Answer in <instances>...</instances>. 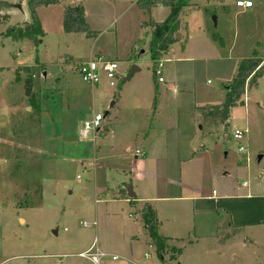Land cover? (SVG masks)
Masks as SVG:
<instances>
[{
    "label": "rangeland",
    "instance_id": "rangeland-1",
    "mask_svg": "<svg viewBox=\"0 0 264 264\" xmlns=\"http://www.w3.org/2000/svg\"><path fill=\"white\" fill-rule=\"evenodd\" d=\"M0 1L10 3L3 9L8 20L0 22V264H264V224L229 228L221 216L218 232L203 234L192 227L198 221L186 202L158 200L154 203L163 213L189 226L174 235L178 239L167 240L159 256L144 229L141 204L113 198L124 180L133 193L135 187L146 192L149 183L158 187L153 195L177 196L178 190L162 187V179L143 177L163 174L164 159L175 171L174 162L191 150L201 155L204 192L212 189L206 173L212 165L229 172L215 177L219 191L226 180L224 187L238 198L248 190L264 194V75L246 86L226 124L198 121L185 110L220 104L243 58L257 54L264 64V0H251L247 9L236 7V0H188L178 15L186 29H179L156 61L148 23L167 17L169 9L160 4L151 12L139 6L140 0H59L39 6L44 34L34 44L27 37L2 35L10 25L30 22L26 0ZM77 4L91 35L63 29L64 6ZM97 58L117 62L115 86L102 74L94 85L82 79L77 64ZM158 62L163 82L154 76ZM31 66L38 110L23 92L26 73L16 74L17 68ZM93 113L103 116L100 132L82 136ZM234 130L244 131L242 139L233 138ZM146 136L151 153L136 154ZM35 153L41 196L24 207L21 200L30 203L37 195L25 182L29 169L22 161ZM234 202L236 212L252 220L264 217V200ZM164 226L173 236V223ZM96 250L104 255L92 261Z\"/></svg>",
    "mask_w": 264,
    "mask_h": 264
},
{
    "label": "trees",
    "instance_id": "trees-1",
    "mask_svg": "<svg viewBox=\"0 0 264 264\" xmlns=\"http://www.w3.org/2000/svg\"><path fill=\"white\" fill-rule=\"evenodd\" d=\"M59 0H26L28 12L31 17L30 22L16 23L8 26L2 35L8 36L12 39H21L24 37L30 38L34 44H37L38 38L44 34L40 22L36 15V8L43 5L56 4ZM160 4L169 9L167 17L163 21L150 20L148 25L150 29V51L153 61L158 60L163 53L168 51L170 44L176 40L175 34L179 29H186V24H180L178 15L181 7L188 5V0H140L139 6L148 12H151L153 6ZM10 6L7 1H0V12ZM62 26L65 32H84L88 35L92 34V30L85 20L84 9L81 5H65L62 12ZM9 15L7 13H0V22L7 21ZM141 25H146L142 22ZM160 56V57H159ZM23 70L26 73V77L23 81V92L28 97V101L31 105L37 104L34 101V93L32 92V86L35 79V68L23 67L17 68L16 74ZM264 75V64L262 58L259 55L254 54L249 58H243L239 61L237 70L230 83L224 86V99L220 104L203 106L199 108V112L205 122L212 125L219 123L226 124L229 118V111L232 107L241 102V97L245 92V87H251L256 85L258 78ZM154 108V105L152 106ZM100 132V131H99ZM35 155V156H34ZM33 159L26 162L28 171L26 172L27 179L25 182H29L34 186V193L37 195L34 199L31 198L30 203H26L23 200L19 202L21 206H33L37 204L41 196V184H40V169H39V155L35 153ZM35 159V161H34ZM27 187V186H26ZM114 198H127L126 190L123 188H117L113 193ZM129 204H132V199L128 200ZM140 215L145 227V231L149 237V241L154 246L155 251L159 256H162L167 248L166 238L158 234V224L155 217V212L149 203H144L140 209Z\"/></svg>",
    "mask_w": 264,
    "mask_h": 264
},
{
    "label": "crops",
    "instance_id": "crops-1",
    "mask_svg": "<svg viewBox=\"0 0 264 264\" xmlns=\"http://www.w3.org/2000/svg\"><path fill=\"white\" fill-rule=\"evenodd\" d=\"M251 8V7H250ZM1 14L5 13L4 10H1ZM154 21V20H153ZM185 59V58H181ZM188 59V58H187ZM179 60V59H178ZM162 77V76H161ZM163 82V81H162ZM172 91V90H171ZM112 105V102L110 103ZM203 106H209V105H190V107H187L185 110L188 111L189 113H192L195 115V118L199 120H203V117L201 116L199 112V108ZM108 113V112H107ZM150 130H154L153 126L149 124ZM100 129L97 131L99 132ZM149 136L145 137L146 139V144L144 145V149H138L140 152L142 151L143 155H148V153H151V149L149 146ZM200 147L199 148H204V144H201L199 142ZM166 146V145H165ZM179 148V145H177ZM159 147L162 148L164 147V143L159 142ZM149 149V150H148ZM153 152H155V149L153 148ZM163 152V151H161ZM198 152L195 151H189L187 153L188 156L186 158H178L177 159V164H175V171L174 170H169L167 167V162L166 160H162L163 163V174L158 173L155 171V174L152 176L145 174L143 179L146 180L148 178H158L162 179V183L164 184L162 187L165 189L174 188L175 190H178L179 194L177 196H166L165 195H153L152 193L156 192V189L158 187H153L151 184L147 183V191L142 192V189L139 188H134V193L131 191V186L127 185V181H123V186H118L117 188H123L126 190V196L127 198H116V199H121L122 201L128 202V200L132 199L133 203L128 204L130 206H134L135 203H140V209L143 206L144 203H149L154 212H155V217L157 220L158 224V234L164 238H166V242L169 239H178L176 233L183 231L186 229L188 226V223L182 224L180 222V218L176 217L174 214L168 213H163V208H158V206L154 203L158 200H167V199H172L173 201L177 202H186V206L188 205L191 207L192 214L196 216L197 223L193 222L192 227L197 228L198 231H201L203 234L207 233L206 229L212 230V231H217L219 229V226L221 222L223 221L224 217L226 218V225L227 227H247V226H255V225H261L264 224V217L257 218L255 220H252V218H249L245 212L241 210V212L237 209H234L235 207V202L234 200H242V201H252V200H259L262 202L264 200V194H259L258 196H254L251 194V190H248L246 194L242 195L243 197L238 198V196L230 194V188L224 187L225 183L226 186H228V183L226 180H222V188L220 191L216 188L214 184V180H216V176H220L221 178H224L226 175L229 174L228 171H222L218 172V169L216 166H210L207 169L209 179L213 181L211 183L212 189L210 191H203V185L204 182L206 181V178H204V168H203V163L201 161V155L197 154ZM165 154V153H164ZM163 155V154H162ZM179 155V150L178 154ZM260 158L263 157V154L259 156ZM161 170V168H160ZM160 174V175H159ZM174 174H176L174 176ZM142 178V176H140ZM244 187V185H243ZM217 189V190H216ZM167 191V190H166ZM131 194V195H130ZM114 198V197H113ZM241 202V201H240ZM188 204V205H187ZM222 207V208H221ZM226 211V212H225ZM162 213V214H161ZM242 214L244 216H242ZM221 216H224L223 218ZM237 217H241L243 221L241 222L237 220ZM171 221L173 223L172 228L169 231H172L173 236L167 235L164 231H167L166 227L164 226V223ZM145 229V227H144ZM208 230V231H209ZM206 231V232H205ZM218 235V233H217ZM247 241H250L248 238L246 239ZM90 249V247L88 248Z\"/></svg>",
    "mask_w": 264,
    "mask_h": 264
},
{
    "label": "built area",
    "instance_id": "built-area-1",
    "mask_svg": "<svg viewBox=\"0 0 264 264\" xmlns=\"http://www.w3.org/2000/svg\"><path fill=\"white\" fill-rule=\"evenodd\" d=\"M235 6L240 8H250L253 6V3L251 0H236ZM161 66L162 63L158 62L157 68L154 71V76L156 77L158 82H162L163 78L161 77ZM117 68V62L112 60H102L101 58L97 59H89L85 62H80L77 64L76 69L80 73L82 79L86 82H88L91 85L97 84L100 80V75H104L106 79L108 80L109 86H115L114 78L117 75L116 72ZM246 88V87H245ZM103 119V116L101 113H93L91 118L87 121H84L83 128H82V136H86L90 131L95 133L100 129V123ZM244 135V131L240 130H234L233 131V138L236 140L242 139ZM244 149L240 145L238 146V151L242 152ZM136 154H141V152L136 149ZM246 182H243V185H245ZM85 225V223H82ZM150 246V245H149ZM82 255V253H80ZM104 254L98 250H96L95 257L92 256L91 260L96 261L99 257H102ZM115 257L112 256V259Z\"/></svg>",
    "mask_w": 264,
    "mask_h": 264
},
{
    "label": "water",
    "instance_id": "water-1",
    "mask_svg": "<svg viewBox=\"0 0 264 264\" xmlns=\"http://www.w3.org/2000/svg\"><path fill=\"white\" fill-rule=\"evenodd\" d=\"M212 19L215 21V17H213ZM175 36L178 37V36H179V33H176ZM135 68H136V67H132V68L127 72V75H126L125 78L122 80V82H124L125 80H127V79L131 76V74L133 73V71H134ZM106 114H107V112H105L104 115H106ZM258 158H259V157H258ZM130 195H131V194H130Z\"/></svg>",
    "mask_w": 264,
    "mask_h": 264
}]
</instances>
